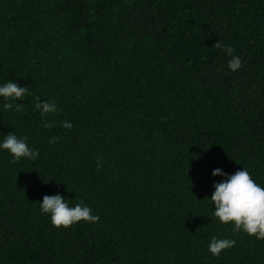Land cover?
<instances>
[{
    "label": "trees",
    "instance_id": "obj_1",
    "mask_svg": "<svg viewBox=\"0 0 264 264\" xmlns=\"http://www.w3.org/2000/svg\"><path fill=\"white\" fill-rule=\"evenodd\" d=\"M11 80L29 94L19 112L0 98V140L39 157L0 151V264H264V240L210 200L216 168L264 187V0H0ZM55 194L100 221L53 226L39 203ZM213 235L236 244L213 256Z\"/></svg>",
    "mask_w": 264,
    "mask_h": 264
},
{
    "label": "clouds",
    "instance_id": "obj_2",
    "mask_svg": "<svg viewBox=\"0 0 264 264\" xmlns=\"http://www.w3.org/2000/svg\"><path fill=\"white\" fill-rule=\"evenodd\" d=\"M218 48L220 44L216 45ZM231 57L228 61V68L231 72H236L242 67L241 57L233 54V49L227 47L223 49ZM29 94V88L14 83L12 80L0 84V98H3L4 110H14L19 112L22 101ZM35 110L41 116L55 114L59 111L56 101L46 99L41 101L36 98ZM50 122L44 123L45 128H52ZM62 126L71 130L73 125L70 121H64ZM57 140L53 137L49 144ZM0 151H7L11 157V163H19L22 159L36 161L39 157V150L33 148L28 143L27 137H18L14 132L4 136L0 140ZM214 177H223L220 182L214 183L215 191L210 200L214 205L213 216L222 224L233 226L234 232H243L249 236H254L258 240H264V187L252 178L250 172L242 167L234 174L225 173L222 169L216 168L212 171ZM70 199H66L60 194L45 195L39 208L42 215L50 216L51 223L55 227L69 228L81 221L87 223H98L99 215H94L92 209L83 202L70 205ZM236 244L234 239L210 237L208 250L213 256H220L223 250L232 248Z\"/></svg>",
    "mask_w": 264,
    "mask_h": 264
}]
</instances>
